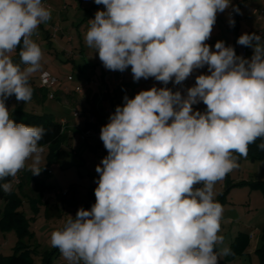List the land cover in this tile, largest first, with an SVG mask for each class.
<instances>
[{
	"label": "clouds",
	"instance_id": "obj_1",
	"mask_svg": "<svg viewBox=\"0 0 264 264\" xmlns=\"http://www.w3.org/2000/svg\"><path fill=\"white\" fill-rule=\"evenodd\" d=\"M85 42L107 70L131 66L134 82L154 78L164 87L123 97L100 139L107 155L96 166L95 203L67 215L50 244L68 264H218L230 254L216 245L223 207L214 201V185L239 167L250 144L264 150V38L244 33L237 44L253 55H237L233 46L210 38L217 13L230 0H94ZM51 19L42 0H0V180L25 168L39 175L47 130L15 123L8 98L31 100V76L41 70L42 50L32 39ZM229 25L235 20L229 14ZM20 63L10 53L18 45ZM186 95L180 85L195 69ZM46 77L48 74L43 73ZM202 102L204 111L193 110ZM171 121V122H169ZM199 185V186H197ZM5 193L12 183L2 185Z\"/></svg>",
	"mask_w": 264,
	"mask_h": 264
},
{
	"label": "rangeland",
	"instance_id": "obj_2",
	"mask_svg": "<svg viewBox=\"0 0 264 264\" xmlns=\"http://www.w3.org/2000/svg\"><path fill=\"white\" fill-rule=\"evenodd\" d=\"M217 15L222 17L221 13H217ZM88 16L80 20L71 29L73 35H77L78 28L82 31L80 27L82 24H86V22L93 19V17ZM226 16L228 19L229 15ZM234 20L237 22V19ZM228 31H231L233 35L232 28ZM51 41L53 50H57H54L53 53L56 54L59 52L57 40L53 38ZM60 55L64 57L61 52ZM61 56L58 57L45 52L40 61L41 70L47 68L62 76L72 74L71 64H68V61L64 63ZM56 60L58 63H56ZM63 64H68V69L61 68ZM75 73L77 72L73 74ZM80 85L85 89L88 83L81 82ZM147 89L142 84L140 87H136L137 93ZM56 102L50 99L39 102L34 98L27 102L17 101L13 95L7 99L6 107L11 110L18 105H22L27 111H36L41 114L51 113L57 121L63 115L67 117L72 115V112H66L58 108ZM106 106L108 110H104L102 116L104 120H108L110 115L114 113L113 110H109L110 102H106ZM93 117L98 118V116ZM72 138L71 144H68V142L62 144L61 148L55 152L54 158H50L48 147H43L41 167L44 164L45 166L39 176L44 177L47 175V183L51 187H55V191L49 192L46 196L49 204L42 205L39 211H35L29 202H24L20 208L29 219L30 229L34 231V235L27 236L25 240H34L42 250L50 251L53 260L57 261V264L63 263L65 259L58 249L51 246V233L63 227L67 215L75 217L80 207L88 210L95 203L94 198L89 196V191L97 187L95 181L99 178L95 168L101 159L108 154L107 150L101 145L85 139L83 133L79 130L74 131ZM30 163L31 160L26 162L25 168H28ZM228 183H232V185L228 187ZM58 190L59 193H57ZM63 191H66V193ZM222 197H225V199L221 202ZM214 201L219 202L223 207L218 233L223 237V243L216 245L217 253L219 254L224 248L230 249L233 241L242 232L248 234L250 239V246L245 254L230 259L227 255L220 256L218 264H264V243L262 241L264 237V160L243 157L238 168L228 173L223 180L214 185ZM3 206L4 203L0 201V210H3ZM17 239L18 236L14 230L0 231V253H13ZM258 245L261 248L260 251L256 249Z\"/></svg>",
	"mask_w": 264,
	"mask_h": 264
},
{
	"label": "crops",
	"instance_id": "obj_3",
	"mask_svg": "<svg viewBox=\"0 0 264 264\" xmlns=\"http://www.w3.org/2000/svg\"><path fill=\"white\" fill-rule=\"evenodd\" d=\"M44 2L50 5L51 19L39 25L32 39L40 46L42 55L47 52L50 55L54 54V56L59 57L61 56L60 52L63 53L64 57L61 56V60L64 63L68 61V64H71L73 73H77L62 76L57 72H53V70L45 68L31 76L30 85L39 86L40 89L43 88L40 82V74L43 72H49L60 79L57 85L44 89L47 90V94L50 92L55 93V98L51 99L48 96V99L57 101L56 106L58 108L66 112H72V115H69V117L63 115L60 118V120L62 118L67 120V129L65 131H68L70 134V138L67 141L68 144L72 143L74 131H81V126L88 115L98 116L105 124L109 122V119L104 120L102 117L104 110H108L106 102H110L109 110L115 112L116 106H123V97L125 95L129 98H134L137 94L136 87H140L141 84L143 87H147V90L153 86L158 88L164 87L162 82H158L151 77L147 80L141 78L140 81L134 82L131 66L124 72L126 73V79L122 83H118L117 80L121 72L107 70L100 61L98 53H95V49L89 48L86 45L85 35L89 28V22L80 26L82 31L78 28L77 35L71 33V29L74 28L80 20L87 18V15L94 19L95 13L98 10L105 11L106 8L104 5H97L94 0H42V4ZM230 5L239 7L241 14L233 12L230 6L221 13L222 17L217 15L212 34L205 43L208 44L212 50H215V43L217 41H224L226 46H233L238 55L235 44L240 35L255 32L257 35H261L262 38H264V16L259 17L254 12L255 9L259 11L264 10V0H230ZM230 13L233 19H237V22L235 21L236 26L229 25V19H227L226 15ZM54 28H59L56 33L53 32ZM231 28L234 31L233 35L231 31H228V29ZM53 38L57 40L59 46L57 47L59 52L56 54L53 53L56 49L53 50L51 45V39ZM247 49L248 58H251L253 49L251 47H247ZM9 55L14 63H20L19 51L15 50ZM72 55H74V57H72ZM56 63H58L57 60ZM68 64H63L61 68L64 70L68 69ZM57 68L60 70L59 67ZM192 74L200 75L208 73L205 68H202L195 69ZM69 77L72 78L70 79ZM72 79L73 81H71ZM81 82L88 83V86L85 89L81 87V90L77 91L75 88L81 86ZM66 86L69 89L68 92L64 91ZM193 86L194 85L190 84L188 88ZM167 87L173 91H180L182 95H186L187 88L182 91L179 85H175L172 82H169ZM193 107L200 111L206 109V105L202 102L193 105ZM76 112H81L82 114L75 115ZM90 141L100 145L96 140ZM57 193H59V190Z\"/></svg>",
	"mask_w": 264,
	"mask_h": 264
},
{
	"label": "trees",
	"instance_id": "obj_4",
	"mask_svg": "<svg viewBox=\"0 0 264 264\" xmlns=\"http://www.w3.org/2000/svg\"><path fill=\"white\" fill-rule=\"evenodd\" d=\"M21 47L22 42L21 45L17 46L16 51H20ZM31 87L33 89L32 98L39 102H44L48 99L47 90L44 87L41 89L39 86ZM10 118L18 124L24 123L28 126L45 128L47 134L39 142V145L48 147L50 158H54L55 152L70 138L68 131H65L67 125L63 124L61 120H55L51 113L31 112L27 111L22 105H18L10 110ZM260 143L261 140L258 139L255 143L249 145L247 157L264 160V150H260L257 147ZM234 156L238 157V163H240L243 157H239L235 153ZM16 176L18 181H16L15 177H7L4 180H0V185L9 181L12 183V191L10 193H5L0 187V201L4 203L3 210H0V231L14 230L18 236L13 253H0V264H57V261L53 260L50 251L42 250L34 240H25L27 236H33L34 231L30 229L28 217L20 209L24 202H29L35 211H39L42 205L49 204L46 196L49 192L55 191V187H51L47 183V175L44 177L32 175L28 168L18 171ZM231 185L232 183H228L227 186L230 187ZM89 196L94 198V202L96 201L94 190L89 191ZM224 199L225 197H222L221 202ZM262 241L264 243V237ZM249 246V236L242 232L233 241L229 249L230 254L227 257L230 259L234 256L245 254ZM256 249L257 251L261 250L259 245Z\"/></svg>",
	"mask_w": 264,
	"mask_h": 264
},
{
	"label": "built area",
	"instance_id": "obj_5",
	"mask_svg": "<svg viewBox=\"0 0 264 264\" xmlns=\"http://www.w3.org/2000/svg\"><path fill=\"white\" fill-rule=\"evenodd\" d=\"M43 5L46 8L50 7V5L47 2H44ZM263 11L264 10H260V11L257 10V9L254 10L255 14H257L259 17L264 16V12ZM58 29L59 28H54L53 32L56 33L58 31ZM235 47H236V49L238 51V55L243 56L245 58H248V49H247L246 46H241V45L237 44V42H236ZM204 68H205V70L207 72V66H205ZM124 72L120 73L119 78L117 80L118 83H122L126 79V73H124ZM43 73H47L48 75L45 77L43 75ZM43 73L40 74V82H41L42 87L51 88V87L57 85L60 82V79L55 77V75H52L49 72H43ZM196 76H198V75L197 74L190 75L184 82H182L179 85L180 89L182 91H184L186 88H188V86L190 84L195 86ZM69 78L71 79L72 77H69ZM75 89L77 91H80L81 90V86H77ZM64 91H66V92L69 91L67 86L64 88ZM48 96H49V98L53 99V98H55V93L50 92V93H48ZM193 110L195 111L196 109L193 107ZM81 114H82L81 112H76L75 113V115H81ZM61 122L63 124H65V125H67V120L65 118H62ZM169 122H171V121H169ZM104 125H106V124L104 122H102L100 118L96 119L93 116H87L86 119H85V122L81 126V131L83 133L84 138L85 139H89V140H96V141H98V143H100V145L103 148H105L102 140L100 139L101 128ZM15 179H16V181H18V177L17 176L15 177ZM63 192L66 193V191H63ZM61 264H68V262L65 260Z\"/></svg>",
	"mask_w": 264,
	"mask_h": 264
}]
</instances>
